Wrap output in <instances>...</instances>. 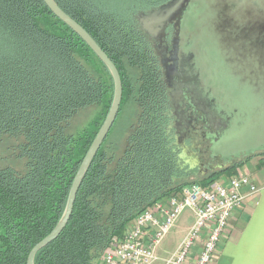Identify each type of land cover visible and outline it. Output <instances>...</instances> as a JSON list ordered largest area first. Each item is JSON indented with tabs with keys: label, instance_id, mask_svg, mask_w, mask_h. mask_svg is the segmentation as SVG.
I'll list each match as a JSON object with an SVG mask.
<instances>
[{
	"label": "trees",
	"instance_id": "trees-1",
	"mask_svg": "<svg viewBox=\"0 0 264 264\" xmlns=\"http://www.w3.org/2000/svg\"><path fill=\"white\" fill-rule=\"evenodd\" d=\"M168 1L55 0L116 65L122 103L131 98L138 113L121 149L107 146L111 129L69 223L35 264H95L144 210L189 184L206 187L225 173L236 176L244 166L234 162L206 179L185 173L171 129V98L134 17ZM113 98L107 67L43 0H0V142L12 140L15 160L23 163L21 170L0 165V264H27L55 229ZM93 107L105 111L102 125L69 134L73 118Z\"/></svg>",
	"mask_w": 264,
	"mask_h": 264
},
{
	"label": "water",
	"instance_id": "water-1",
	"mask_svg": "<svg viewBox=\"0 0 264 264\" xmlns=\"http://www.w3.org/2000/svg\"><path fill=\"white\" fill-rule=\"evenodd\" d=\"M43 1L107 67L114 81V98L108 116L74 178L62 218L55 229L31 250L27 264H35L38 253L54 242L69 223L83 180L117 120L123 98L122 79L109 56L55 0ZM212 1L169 0L148 12H140L135 16V20L141 31L154 44L156 55L164 70V83L170 89V97L176 111L180 108V103L187 100L186 105L193 108L194 113H200L199 119L207 132V138L212 139L211 151L214 159L225 161L222 157L226 152L232 154L235 149L244 148L245 155L241 157L242 161L246 162L264 152V114L263 118L259 117V128L252 136H249L247 130L243 139H230L233 130H245V98L241 101L234 93V88L225 89V83L218 77L221 69L214 62L213 55L219 54L228 83L232 78L239 81V70L243 68L235 61L234 55L242 53L243 49L261 51L264 54V0H216V5L210 6ZM231 12L233 19L229 15ZM237 14L240 18L250 21L237 24ZM170 26L174 35L172 50L169 52L163 44L169 36ZM235 48L239 50L236 52ZM260 60L259 63L264 62V58ZM240 64L245 65L243 62Z\"/></svg>",
	"mask_w": 264,
	"mask_h": 264
},
{
	"label": "built area",
	"instance_id": "built-area-1",
	"mask_svg": "<svg viewBox=\"0 0 264 264\" xmlns=\"http://www.w3.org/2000/svg\"><path fill=\"white\" fill-rule=\"evenodd\" d=\"M259 193L250 176L218 178L206 187L198 183L140 213L123 237H115L95 264H154L157 249L176 227L184 211L194 222L184 240L163 264H213L221 240L236 211Z\"/></svg>",
	"mask_w": 264,
	"mask_h": 264
},
{
	"label": "rangeland",
	"instance_id": "rangeland-1",
	"mask_svg": "<svg viewBox=\"0 0 264 264\" xmlns=\"http://www.w3.org/2000/svg\"><path fill=\"white\" fill-rule=\"evenodd\" d=\"M216 3V0H213L212 2H210V6H215ZM207 4L209 3L207 2ZM232 14V12L229 13L231 18L233 19ZM235 20L237 21V24L247 23L250 21L247 18H240L239 14L236 15ZM212 45L213 44H211V46ZM229 45L234 46V44ZM237 50L239 49H234V51L236 52ZM241 52L242 53L240 54L236 53L234 55V57L236 58L235 61L239 62V65L243 68L239 70L241 74L238 78L239 81L232 78L229 83L227 81L226 71L224 65L221 63L219 54L213 55L214 62L221 69L218 72V77L225 83V89L234 88L235 91H237H234V93L241 101L243 100V98H245L244 113L246 126L245 130H233L230 139L233 138V140L235 141L236 139H243L247 135V130H249V136H252V133L256 132L259 128V117L263 118L264 114V62L259 63L261 61L260 58H264V54L261 51L252 52L248 50L246 51L245 49H243ZM241 62H243L245 65H241ZM229 79L231 78L229 77ZM103 111L104 110L99 107H93L79 112L71 121L68 133L76 136L81 132L84 133L87 131H95L96 128L100 127L104 121L103 114L105 111ZM137 113L138 108L135 101L131 98L125 99L121 105L115 125L112 128L107 146H115L118 149H121V147H123V142L126 138V134L129 133L128 129L137 119ZM13 148L14 142L8 138H5L0 142V165L3 167L12 166L18 170H21L23 168V163L15 160V155L12 153ZM242 155H245L244 148H238L235 149L232 154L226 152L225 156H223L222 159L228 162L233 158L240 157ZM227 174L228 173H225L222 177L219 178H229L226 177L228 176ZM192 216L193 215L190 210H186L183 212L176 227L171 230L170 234L162 242L160 248V254L162 256L163 254L161 253V251H168V255H171L184 240L185 236L188 233L187 231L185 234V231L193 222L194 217L192 218ZM161 259L162 258H160V260ZM154 264L163 263L159 261Z\"/></svg>",
	"mask_w": 264,
	"mask_h": 264
},
{
	"label": "crops",
	"instance_id": "crops-1",
	"mask_svg": "<svg viewBox=\"0 0 264 264\" xmlns=\"http://www.w3.org/2000/svg\"><path fill=\"white\" fill-rule=\"evenodd\" d=\"M238 172L250 176L259 193L250 197L233 215L229 232L223 236L213 264H264V154L247 160ZM160 248L157 256L163 263L170 255L163 250L162 256Z\"/></svg>",
	"mask_w": 264,
	"mask_h": 264
},
{
	"label": "flooded vegetation",
	"instance_id": "flooded-vegetation-1",
	"mask_svg": "<svg viewBox=\"0 0 264 264\" xmlns=\"http://www.w3.org/2000/svg\"><path fill=\"white\" fill-rule=\"evenodd\" d=\"M139 13L140 12L136 13L134 17ZM168 33L169 36L163 46H166L170 52L172 50V38L174 35L173 28L171 26L168 28ZM143 35L147 40L150 52L153 53V56L159 63L164 82V70L161 67L159 57L156 55L154 44L144 33ZM167 91L170 95V89L167 88ZM187 103V100H185L184 103H180V108L176 111L174 102L171 99V118L173 121L171 129L173 131V138L178 147L177 152L182 159L181 162H184V166H186L184 168L185 173L192 178L200 177L202 179H206L212 177L215 173L230 167L232 163L241 161V156L228 162L222 161L219 158L214 159L212 157V139L207 138V132L203 128L204 125L201 119H199L200 113H194L193 108L187 106ZM179 115L181 116L180 118L177 117ZM179 123L180 125H178ZM194 160H196L198 164H196Z\"/></svg>",
	"mask_w": 264,
	"mask_h": 264
}]
</instances>
